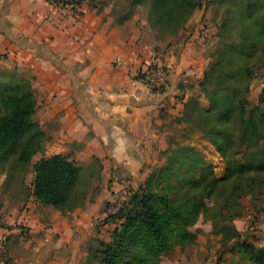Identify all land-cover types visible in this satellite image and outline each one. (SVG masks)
Listing matches in <instances>:
<instances>
[{
	"label": "rangeland",
	"instance_id": "374dc122",
	"mask_svg": "<svg viewBox=\"0 0 264 264\" xmlns=\"http://www.w3.org/2000/svg\"><path fill=\"white\" fill-rule=\"evenodd\" d=\"M73 1L79 2L82 16L79 19L72 18L74 24H78L83 15L94 12L102 15L103 20L111 26L124 25L127 32L138 29L142 34L141 40L163 56H171L172 53L177 55L181 46L191 48L193 52L202 54L205 70L189 86L181 85L183 93L174 94L163 106L157 108L152 124V130L157 135L152 151L154 155L151 154L150 160L142 165L139 176L134 179L132 176L130 180L134 182L126 187L129 180L127 176L115 174L110 178L100 160L95 157L89 159V155L82 154L85 141L93 138L97 132L90 131L84 141L73 139L54 146L61 132L59 118L52 117V114L43 116L49 111L45 90L54 81L55 75H59L50 62L42 57L54 53L52 37L46 41L42 35L39 39L34 38L36 35L30 36L33 40L41 41L36 48L33 46L35 49H31L11 42L0 32V87L30 84L38 101L33 119L47 135L43 150L25 166L19 165L14 155L0 161V220L6 215L13 216L17 207L29 201L34 177L33 165L38 158L52 156L58 148L66 146L64 151L69 154L68 157L74 158L84 169L80 189L87 195L85 201H90L91 197L92 211H96L93 228L95 230L97 227L99 234L95 238L107 242L112 240L115 224L106 221L108 214L120 207L128 197L129 190L133 193L139 191L155 168L168 165L179 169L182 177L228 180L219 184L215 195L205 200L207 207L188 228L190 236L173 251L160 257L156 264H264V259L252 260L251 253L236 243L240 238V241L264 250V172H257L256 169L259 162L260 166L264 165V35L260 32V26L264 23V0H256L257 10L252 16L246 10L247 0H204L203 6L195 11L184 29L177 35L166 36H161L149 23L148 7L131 9L130 18L118 24L116 18L127 10L129 0ZM41 4V0H21L17 14L23 26L28 24L26 17L29 14L41 10ZM57 7L61 10L59 19L71 15L65 7ZM231 7H237L245 16L241 17V21L227 25V10ZM207 69L210 75L204 79ZM74 70L79 73L81 68L77 65ZM247 80L249 88L244 90ZM227 82H231L233 93L230 92V95H235L237 100L246 99L247 115L253 116L260 129L258 144L252 148L242 144L239 117H232L224 127L226 130H222V123L218 120L225 107L215 110L213 104L216 102L221 105L220 98L224 99L226 93L222 90ZM66 89L72 91L70 87ZM80 98L86 99L84 95ZM75 105L80 107L78 103ZM208 109L212 111L210 115H206ZM213 126L217 127V131H213ZM208 131L216 132V135L211 137ZM220 132L227 133V136L218 138L224 154L214 145L217 133ZM75 133L79 135L80 131L76 129ZM188 147L197 153L199 162L204 161V166L202 163L195 165V159L188 163L189 166H186V162L176 161ZM253 154L259 155L262 162H257V159L255 163L249 161ZM247 161L250 165L242 168ZM145 176L143 182L138 181ZM115 180L122 185L119 191H112ZM172 182L175 186L173 196H181L186 186L175 178ZM94 192L96 194L93 197ZM100 199V204H97ZM23 233L27 232L24 230ZM23 237L27 238L25 241H30L33 236L28 232ZM91 246L93 250L99 248L96 242H92ZM88 264L98 263L89 256Z\"/></svg>",
	"mask_w": 264,
	"mask_h": 264
},
{
	"label": "crops",
	"instance_id": "0c3cea01",
	"mask_svg": "<svg viewBox=\"0 0 264 264\" xmlns=\"http://www.w3.org/2000/svg\"><path fill=\"white\" fill-rule=\"evenodd\" d=\"M41 1V10L29 14L28 24L23 26L17 14L21 0H0V32L11 42L31 49L41 42L40 35L46 41L52 37L55 56L78 78L76 84L67 72L45 59L59 73L45 90L49 111L43 114L59 118L61 132L54 146L73 139L84 141L90 131L97 132L85 141L82 154L100 160L110 178L115 174L127 176L128 187L134 182L130 180L132 176L138 177L142 165L154 155L157 135L152 124L157 108L174 94L183 93L181 85L189 86L192 80L202 76L205 70L202 54L181 46L177 55H165L173 64L169 86L163 93H153L130 78L124 64L114 63L116 56L127 55L132 48L151 46L141 40L138 29L127 32L124 25L111 26L94 12L83 15L74 24L69 16L58 18L59 7ZM77 65L81 68L79 73L74 70ZM77 88L81 89L77 91ZM81 95L89 102L81 100ZM64 147L55 154L69 156ZM70 160L76 161L72 157ZM142 179L138 181L143 182L146 176ZM112 184V191L122 189L118 181ZM30 196L27 203L13 209L16 211L13 216L6 215L0 220V264H88L89 243L99 234L97 227L93 228L96 211H92L91 197L72 212L62 213ZM28 232L33 237L25 241L23 234Z\"/></svg>",
	"mask_w": 264,
	"mask_h": 264
},
{
	"label": "trees",
	"instance_id": "16d2710c",
	"mask_svg": "<svg viewBox=\"0 0 264 264\" xmlns=\"http://www.w3.org/2000/svg\"><path fill=\"white\" fill-rule=\"evenodd\" d=\"M45 1L55 6L79 4L73 0ZM203 2L204 0H129L127 10L116 18V22L122 24L129 19L131 9L148 7L149 23L161 36L177 35L184 29L195 11L203 6ZM246 10L249 16H252L257 10L256 0H247ZM227 12V25L241 21V17L245 16L237 7H231ZM260 32L264 35V23L260 26ZM243 42L246 43V40ZM49 55L53 65L67 72L77 84L78 78L71 69L54 53ZM204 74V79H208L210 71L207 69ZM248 82L247 80L244 84V90H248ZM230 83L227 82L223 87L222 91L226 92L223 95L224 99L220 98L221 105L215 102L214 109L220 110L221 107L223 109L225 107L220 115L221 118L218 119L223 128L230 123L232 117H239L242 144L252 148L258 144L260 129L253 116L247 115L246 99L237 100L235 95H230L232 92ZM80 89L77 88V91ZM37 107L38 101L29 83L0 87V111H2L0 161L14 155L15 161L25 166L34 155L43 150L47 135L33 119ZM211 112L209 109L206 110V115H210ZM213 131H217L216 126H213ZM207 134L214 137L216 132L208 131ZM223 135L227 136V133H217V140H214V145L222 154L225 151L218 138ZM194 159L195 165L200 163L205 165L204 161L199 162L197 153L188 147L184 149L181 157L176 158V161L186 162V166H189L188 163ZM255 159L257 162H262V158L255 154L249 161L255 163ZM248 165L250 162L247 161L242 168ZM256 169L257 172H264V165L260 166L259 162V167L256 166ZM83 170L82 166L66 155L42 156L33 165L31 195L43 205L53 206L62 213L72 212L86 200V193L80 189ZM174 178L186 186L179 197L173 196ZM226 180L182 177L179 169L168 165L155 168L140 186L139 191L133 193L129 190L128 197L122 201L120 207L108 214L106 221L115 224L112 240L107 242L93 238L89 243L90 257L98 264H156L160 257L173 251L178 244L183 243L190 236L188 228L197 221L200 213L207 207L205 200L214 196L217 186ZM95 194L96 192L92 196L94 197ZM236 241L251 253L252 260L264 259L263 249H257L252 244L240 241V238ZM92 242H96L99 248L93 250Z\"/></svg>",
	"mask_w": 264,
	"mask_h": 264
},
{
	"label": "built area",
	"instance_id": "2783aa9c",
	"mask_svg": "<svg viewBox=\"0 0 264 264\" xmlns=\"http://www.w3.org/2000/svg\"><path fill=\"white\" fill-rule=\"evenodd\" d=\"M63 7L70 11L69 17L75 19L82 17H80L79 6L72 4ZM114 63L124 64L130 78L144 84L150 92L160 94L169 86L173 64L169 57L156 53L151 46L132 48L127 55L116 56Z\"/></svg>",
	"mask_w": 264,
	"mask_h": 264
},
{
	"label": "water",
	"instance_id": "95a60500",
	"mask_svg": "<svg viewBox=\"0 0 264 264\" xmlns=\"http://www.w3.org/2000/svg\"><path fill=\"white\" fill-rule=\"evenodd\" d=\"M44 59L50 60V55H43L42 56Z\"/></svg>",
	"mask_w": 264,
	"mask_h": 264
}]
</instances>
